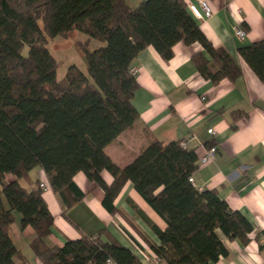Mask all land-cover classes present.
<instances>
[{"label":"trees","instance_id":"trees-1","mask_svg":"<svg viewBox=\"0 0 264 264\" xmlns=\"http://www.w3.org/2000/svg\"><path fill=\"white\" fill-rule=\"evenodd\" d=\"M74 31L86 36L78 45L87 74L71 65L59 81L46 44ZM91 39L102 44L91 50ZM179 42L202 47L192 63L204 80L216 84L240 76L238 64L207 40L184 0H145L134 8L125 0H0V264L25 260L9 235L14 213L21 228L33 230L29 247L40 264H138L107 232L51 246L53 216L40 181H31L29 173L44 172L63 215L84 197L73 180L77 173L102 190L104 209L118 214L101 172L119 177L104 148L138 119L132 61L148 47L168 61ZM238 55L264 86V42L241 47ZM182 142L151 143L125 177L166 224L157 231L158 244L146 242L161 262L214 264L227 255L222 237L246 245L254 226L216 191L189 181L198 157Z\"/></svg>","mask_w":264,"mask_h":264},{"label":"crops","instance_id":"crops-1","mask_svg":"<svg viewBox=\"0 0 264 264\" xmlns=\"http://www.w3.org/2000/svg\"><path fill=\"white\" fill-rule=\"evenodd\" d=\"M125 1L134 8L145 0ZM198 1L184 0L187 6ZM203 1L212 14L197 20L198 25L214 47L224 49L238 64L240 76L216 84L200 77L192 63L193 55L203 51L198 43L175 44L168 61L152 47L141 51L131 65L139 85L132 99L138 119L104 148L121 170L116 180L101 172L119 213L110 215L102 205V190L77 173L73 180L84 197L63 215L44 172L35 168L29 173L31 181L39 180L43 185V199L53 216L47 239L51 246L61 247L68 240L107 232L132 251L138 264H164L146 242L158 244L157 231H164L166 224L134 190L124 171L148 151L151 143L184 141L198 158L213 143L216 158L207 164L198 162L192 177L194 186L216 191L232 211L240 212L254 226L246 245L222 237L227 255L214 264H264V247L259 248L264 245V86L238 55L239 48L264 42V0ZM236 28L245 32L244 38L236 37ZM234 113L237 116L232 117ZM20 184L29 188L25 180ZM13 225L10 238L25 258L16 264H40L29 247L33 230L21 228L20 221L14 229Z\"/></svg>","mask_w":264,"mask_h":264},{"label":"rangeland","instance_id":"rangeland-1","mask_svg":"<svg viewBox=\"0 0 264 264\" xmlns=\"http://www.w3.org/2000/svg\"><path fill=\"white\" fill-rule=\"evenodd\" d=\"M85 39L86 36L78 31H74L73 34H71L68 37L58 36L52 39H48L46 48L48 49V51L50 52V54L58 64L56 69L57 80L60 81L64 78L67 68L71 65H75L84 74H87L86 60L78 45V42L84 41ZM101 44H102L101 42L91 39L88 47L89 49L93 50L98 48ZM26 53H27V48L24 47L22 54L26 55ZM14 217L16 220H15V224L12 227L13 229L17 225V222L20 221V214L14 213Z\"/></svg>","mask_w":264,"mask_h":264},{"label":"built area","instance_id":"built-area-1","mask_svg":"<svg viewBox=\"0 0 264 264\" xmlns=\"http://www.w3.org/2000/svg\"><path fill=\"white\" fill-rule=\"evenodd\" d=\"M188 9L196 20H204V19L210 17L212 14L209 5L203 0L198 1L197 4L190 3L188 5ZM235 35L237 38L242 39L245 36V32L240 28H236L235 29ZM136 72H137L136 69L131 70V73L133 75H135ZM208 133L212 134L213 132L211 129H209ZM182 144L186 145V142L183 141ZM215 158H216V148H215V146H212L210 148L205 149L203 155L198 158V162L200 164H207L209 162H213L215 160ZM189 181L192 184H194V180L192 177L189 178ZM42 186L43 185L41 184V187ZM106 264H114V263L111 260H107Z\"/></svg>","mask_w":264,"mask_h":264}]
</instances>
